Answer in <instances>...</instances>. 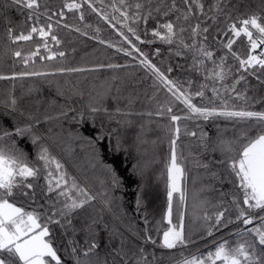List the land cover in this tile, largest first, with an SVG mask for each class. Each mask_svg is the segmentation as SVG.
Returning <instances> with one entry per match:
<instances>
[{
	"label": "snow or ice",
	"instance_id": "1",
	"mask_svg": "<svg viewBox=\"0 0 264 264\" xmlns=\"http://www.w3.org/2000/svg\"><path fill=\"white\" fill-rule=\"evenodd\" d=\"M92 11L101 15L102 19L108 17L99 12L91 0H83ZM119 7L113 2L114 11L120 13L124 21H132L139 24H147L149 20L156 21L151 30L152 40L145 41L137 33L136 28L127 25L128 32L140 43H153L159 40L163 44L176 45V56H181L184 51L193 53V70L203 69L204 79L212 81L211 96L206 95L209 89L208 83L201 84L194 91L192 81H187V87L180 80L171 79L168 74L175 69L168 67L166 71L154 64L147 54L142 52L136 44L123 32L119 35L130 46L131 51L125 48H117L126 56L138 53L142 59L139 63L155 77L171 97L173 102L166 107H161L156 113L158 116L167 114L172 127L169 139V155L165 164L167 172V209L162 220L153 227L146 213V177L139 163L132 166V176L125 177L120 174L113 163H105L101 158V148L110 152L113 156L121 153L130 155L129 148L125 145L130 141L127 138L129 130H134V123L128 119L132 115V106L137 101L136 84L133 82L106 83L102 90L95 88L89 92L91 101L87 106V113L79 112L70 105L67 110H61L57 115L47 114L49 108L59 103L58 99H42L39 89H29L25 96L17 97L10 93L7 99L0 102V264H164L163 260L149 252L148 246L153 245L159 249L177 250L185 249L189 244H194L185 235L184 220L186 215V181L188 171L186 161L189 156L184 155L178 143L181 138V120L219 119L233 122L231 135L227 129L217 126L215 138L208 137L202 129L199 135L196 131L189 132L184 126V135L198 137L200 154L194 159V166L202 168L212 179L229 183L232 189L229 192L221 191L222 197L231 196L229 206L223 204L214 216L205 213L203 219L211 222L206 236L213 237L212 247L201 252L199 248L193 254L185 256L183 251L179 259L170 260V264H264V111L239 110L230 107L224 99L216 82L223 81L232 73V69L226 66L227 56H221L219 62L215 59V53L208 47L210 26H204L206 21H216L217 16L225 15L234 20L227 26L225 36L231 33L223 47L233 59L238 61L242 74L234 77L230 87L224 88L225 93L234 94V99L244 100L249 103L251 99L255 103L264 106V96L249 98L245 93L237 90V85L242 82L247 85L248 77H255L257 85L254 90L264 92V0H259L257 10L251 15L233 17L232 13L239 7L245 6L241 0L233 4L231 0H212L206 5L204 0H136L129 4L128 0H119ZM38 0H0V15L8 25L11 18L6 13L15 8L17 11L29 10V20L39 23ZM68 11L79 10L81 3L76 0L66 2L63 6ZM134 9V11H133ZM51 21L53 15L63 18L64 11H58L49 15L44 13ZM163 17V21H161ZM174 17V19L172 18ZM197 23L183 26L179 22H188L193 18ZM84 19L83 13L79 17ZM116 19V17H112ZM59 24V21H56ZM30 28L27 34L23 32L14 35V29L7 28L8 38L12 43L19 41H32L37 35L42 43L28 55H22L17 50L12 54L20 58L27 66L35 63V58L41 61H54L64 58V51H53L49 46V40L55 45H60L61 40L54 32L53 24L35 26ZM115 28V25H112ZM68 27V25H64ZM80 32L79 28L75 29ZM99 29H97V32ZM185 32H190L189 41L183 38ZM147 34V29H145ZM87 35V33H81ZM244 37L247 41L248 51L246 56H241L233 51V45L238 39ZM101 44L105 41L101 40ZM109 47H114L111 43ZM41 48L47 55H41ZM155 55H160V49H155ZM206 61L211 62L212 67L206 66ZM99 67H104L100 65ZM108 68L116 69L120 65L109 64ZM87 71L79 67H55L52 71H26L16 73L11 77L0 75V80L24 77H48L57 74H71ZM118 80V78H114ZM71 95H80L78 87L72 86ZM37 95L33 98V92ZM127 93V95H125ZM57 97L65 98L67 104L68 95L64 90L57 89ZM194 97H199L207 104H196ZM114 100L115 104L109 106L105 101ZM220 101L219 107L216 101ZM121 101L125 106H120ZM180 102L184 105L186 115L173 114V103ZM25 103L31 107H25ZM211 105V106H209ZM43 109V119H41ZM72 113V120L76 124H83L91 120V132L83 135L78 129L66 135L63 132H54L52 128L44 133L37 131V126L43 123H52L61 119L67 120ZM148 115H152L148 113ZM107 117V123L103 117ZM100 117L99 123L97 118ZM119 117V119H118ZM115 121V127L112 122ZM199 127V126H197ZM124 129V133L121 132ZM144 125L139 130H134L132 143L139 145L146 143L142 140ZM27 140L35 146L36 156L32 160L28 152L20 146V141ZM73 142H83L91 149L92 161L90 167L95 169L103 166L105 179L99 180L103 191L93 192L89 185L82 183L76 176L70 175L65 164L53 154V148H60L68 156L73 154ZM215 153H219L217 158ZM125 155L121 160L123 165L127 159ZM212 155L205 161L202 157ZM219 169V170H218ZM127 171V169H125ZM138 175L137 183L133 176ZM43 185L38 186L40 179ZM127 180H132L136 185L132 206L133 216L130 217L124 206L123 196L117 197L116 192L129 187ZM195 183V180L193 181ZM39 187V191L37 190ZM234 189V191H233ZM178 194V222L173 223L174 195ZM144 211L143 227L134 220V215ZM234 211L235 218L228 217V213ZM167 226L161 229V224ZM235 224L236 230L230 232L228 238L215 234L229 225ZM243 225V227H240ZM59 230L61 247L54 246L56 237L54 231ZM156 231L162 238L160 243L152 235ZM65 238L66 242H65ZM235 238V243L232 239ZM207 247V244H206ZM61 248L66 253V259L58 254Z\"/></svg>",
	"mask_w": 264,
	"mask_h": 264
},
{
	"label": "trees",
	"instance_id": "2",
	"mask_svg": "<svg viewBox=\"0 0 264 264\" xmlns=\"http://www.w3.org/2000/svg\"><path fill=\"white\" fill-rule=\"evenodd\" d=\"M40 7L38 12L39 23L35 24V20H29V10L24 9L23 11H17L15 8L9 10L6 15H8L12 23L8 25L3 16L0 15V75L11 77L16 73L26 72V71H52L55 67H79L87 69V71L71 74H57L53 76L44 77H24L17 78L15 80L7 79L0 80V102L7 99L10 93H14L17 97L25 96L29 89H39L38 95L42 99L52 100L58 99L59 103L53 108H49L47 114L55 116L61 110H67L70 105L72 108L76 109L77 113L85 112L87 113V106L91 101L89 92L93 88L97 90H102V86L106 83H116V82H133L136 84V96L137 101L132 106V115L127 117L134 123V130H139L141 125H144L145 131L142 134V140L146 143H132V134L134 130H129V135L127 138L130 143L126 144L125 147L129 148L130 155L126 153H121L118 156H113L107 150L101 148V158L105 163H113L117 167L121 175L126 178L132 176V166L139 163L141 169L145 173L146 177V201L147 208L146 213L152 222L153 227L156 226L158 221L162 220V217L167 209V172L165 164L167 163V158L169 155V139L172 135L169 130L172 125L167 114L158 116L156 113L160 111L161 107H166L173 102L170 93L160 85L155 77L150 71L145 69L140 63L142 57L138 53L133 52L132 56H126L123 52H118L117 48H125L131 51L130 46L123 40V37L119 35L123 32L140 48L142 52L148 55L149 59L156 64L161 71H166L168 67L175 69L172 73L168 74L171 79L180 80L184 82L185 87H187V81H192V90L194 91L203 83L209 84V89L206 90V95L211 96L210 88L213 86L212 81H206L204 79V71L200 69L198 71L193 70V53L185 50L184 54L181 56H176V45L163 44L159 40L153 43H140L135 40V37L128 32L126 26L130 25L136 28L137 33L145 41L152 40L151 30L155 27L156 21L149 20L147 24L143 22L139 24L132 23V21H124L120 17V13L114 11L113 2L114 0H91L93 6L101 13L108 17V20L102 19L101 15L97 12L92 11L83 0H76L77 3H81L82 7L77 11H68L64 8L66 2H71V0H38ZM136 0H128L129 4H134ZM157 0H153L156 3ZM212 0H204L206 5L210 4ZM233 4L237 3V0H231ZM116 6L119 7V0H115ZM241 3L245 6L239 7L238 11L232 13L233 17H243L246 14L251 15L253 11L257 10L259 0H241ZM64 11L63 18L53 15L51 21L48 20L47 16L44 15L47 12L49 15L56 13L58 11ZM134 11V9H133ZM83 13L84 19L81 20L80 14ZM116 17V19H112ZM174 19V17H172ZM161 17V21H163ZM59 21V24L56 21ZM197 19L194 17L188 22L180 21L179 23L185 27L189 24L197 23ZM234 22V20L228 19L225 15H219L216 21L211 20L206 21L204 26H210V34L208 47L211 51L215 53V59L219 62L221 56H227L226 66L232 69V73L226 77L223 81V86L221 82H216L215 87L219 88L224 99L228 101L230 107H234L239 110L245 108L248 110H262L264 111V106L259 103H255L251 99L249 103H245L244 100L234 99V94L225 93L224 88H228L234 82V77H238L242 73L237 71L239 69V63L227 53V49L223 47V44L227 43V40L232 38L231 33L227 36L224 35L227 32V26ZM48 23L53 24L54 32L61 40L60 45H55L51 40H49V46L53 51H64L66 56L64 58L57 57L54 61H41L39 57L35 58V63H29L27 66L22 62L20 58L13 56V52L20 50L22 55H28L30 52L34 51L38 44L42 43L37 35H34L32 41H19L17 43H12L8 38L7 28L11 26L14 29V35H19L22 32L27 34L30 28L35 24V26H45ZM68 25V27H64ZM112 25H115L113 28ZM79 28L80 32H76L75 29ZM97 29L99 31L97 32ZM147 29V34L145 33ZM81 33H87V35H81ZM190 32H185L183 38L186 42L189 41ZM103 40L105 43L101 44L100 41ZM111 43L114 47H109L108 44ZM160 49V55H155V49ZM233 51L238 52L241 56H246L248 51L247 41L244 37H241L233 45ZM41 55H47L48 53L41 48ZM115 64L121 67L112 69L108 68L107 65ZM104 65V67H99ZM206 66L208 68L212 67L211 62L206 61ZM114 78H118L115 80ZM249 83L245 85L243 82L237 85V90L245 93L249 98L256 96H264V92L259 91V89L254 90L253 86L257 85V80L255 77H248ZM78 87L79 91L83 93L80 95H71L72 86ZM57 89L64 90L68 95L67 104L65 103V98L57 97ZM37 93L33 92V98ZM127 95V93H125ZM193 102L196 104L205 103L207 101H201L199 97H194ZM109 106L115 104L114 100L105 101ZM220 101H216V106L219 107ZM25 107H31V105L25 103ZM120 106L123 108L125 102L121 101ZM211 106V105H209ZM43 109H41V119H43ZM151 113L152 115H148ZM173 114L176 115H186V110L184 105L176 101L173 103ZM72 113H69V118L67 120L61 119L59 121H54L52 123H43L37 126V131L44 133L46 129L52 128L54 132H63L67 134L69 132H75L77 129L83 135H89L91 132V120H86L83 124H76L72 120ZM100 117L97 118V123L100 121ZM104 121L107 123V117H103ZM119 119V117H118ZM181 126V138L178 142L181 149L184 151L185 156H189L186 163V169L188 171V179L186 181V215L184 220L185 235L189 237L194 244H189L185 249L177 250H167L159 249L156 246L149 245L148 251L155 252L159 256L164 264H170V260L174 261L180 258L181 251L185 256L193 254L197 251V248L201 252L208 251L211 247V241L213 237H207L206 232L211 222H207L203 219L205 213L209 216H214V214L220 210L221 205L227 207L228 202L231 200V196L222 197L220 195L221 191L229 192L232 186L217 179H212L208 173L202 168H196L194 166V159L200 154L201 149L199 148L198 137H192L184 135V126H187L189 132L196 131L199 135L202 129L208 134V137L215 138L217 133V126L220 128L227 129V134L231 135L234 127L238 128L242 125H234L233 122L219 119H209L204 121L203 119L195 120H181L179 122ZM113 127H115V121L112 122ZM199 126V127H197ZM121 132L124 133V129L121 128ZM73 154L68 156L66 153L62 152L60 148H53L52 152L65 164L70 175L76 176L82 183H87L93 192L103 191V186L99 184V180L105 179V172L103 166H98L95 169L90 167L89 162L92 161L91 149L87 144L83 142H73ZM20 146L24 148L29 155V158L34 160L36 156V147L31 145L27 140L20 141ZM127 155V159L124 164H121V160ZM219 158V153L212 154ZM212 155H206L202 158L207 161L212 158ZM127 169V171H125ZM219 170V169H218ZM133 179L139 183L140 178L138 175L133 176ZM195 180V183L193 181ZM39 185L44 184V180L41 178L38 182ZM126 183L129 185L124 190L115 193L117 197L123 196V202L125 208L128 210L129 216L132 217V206L134 201V191L136 185L132 183V180H127ZM39 191V187L37 189ZM234 191V189H233ZM194 193L197 194L194 200ZM206 207V208H205ZM144 211L136 213L134 215L135 222L143 227V215ZM228 217L234 219V211L228 213ZM167 225L162 223L161 229ZM243 227V225H240ZM236 230V225H229L228 228L222 229L221 232L215 234L216 238L221 236L228 238L230 232ZM56 237L54 246L61 247V241L59 236V230L54 231ZM152 235L157 239V243H160L162 238L161 235L158 236L156 231H153ZM65 238V242H66ZM235 243V238L232 239ZM207 244V247H206ZM62 259H66V253L61 248L58 253ZM71 264V261L68 262Z\"/></svg>",
	"mask_w": 264,
	"mask_h": 264
},
{
	"label": "rangeland",
	"instance_id": "3",
	"mask_svg": "<svg viewBox=\"0 0 264 264\" xmlns=\"http://www.w3.org/2000/svg\"><path fill=\"white\" fill-rule=\"evenodd\" d=\"M195 196H197L196 193H194V200H195ZM177 200H178V194H175L174 195V208H173V223H177L178 222V211H177L178 204H177Z\"/></svg>",
	"mask_w": 264,
	"mask_h": 264
}]
</instances>
